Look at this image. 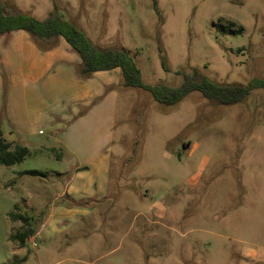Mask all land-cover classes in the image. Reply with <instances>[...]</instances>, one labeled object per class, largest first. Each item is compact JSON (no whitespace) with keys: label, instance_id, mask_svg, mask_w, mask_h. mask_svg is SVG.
I'll use <instances>...</instances> for the list:
<instances>
[{"label":"rangeland","instance_id":"obj_1","mask_svg":"<svg viewBox=\"0 0 264 264\" xmlns=\"http://www.w3.org/2000/svg\"><path fill=\"white\" fill-rule=\"evenodd\" d=\"M0 2L37 21L54 4L95 47L126 50L145 86L177 88L194 70L220 85L264 80V0ZM0 78V138L18 144L1 68ZM121 79L93 113L104 95L53 117V126L83 131L71 136L74 157L27 141L21 163L0 165V264H264V91L232 106L192 92L167 107ZM71 159L88 165L72 184L76 196L67 190ZM29 170L45 176L19 174ZM49 213L47 236L23 249L9 241L24 227L10 214L35 232Z\"/></svg>","mask_w":264,"mask_h":264},{"label":"crops","instance_id":"obj_2","mask_svg":"<svg viewBox=\"0 0 264 264\" xmlns=\"http://www.w3.org/2000/svg\"><path fill=\"white\" fill-rule=\"evenodd\" d=\"M6 35V44L0 48V68L10 79L9 87L12 89L8 101L11 103L10 114H13V120L18 126V144L24 148L27 141L50 149L60 146L74 157L69 149V142L73 141L71 136L82 134L83 131L60 128L58 124L53 126V117L61 121L63 117L68 118L69 108L71 110L74 104L86 106L93 99L101 98L107 88L118 85L121 77L119 70L96 72L87 79H80L77 75L79 58L62 38H58L53 47L40 49L30 42L28 34L23 31ZM2 38L0 36V41ZM115 95L114 89L106 93L102 102L92 109V113ZM43 126H49V135L45 138L41 136ZM52 133L56 134L51 136ZM98 164L104 167L107 175L111 166L108 158L104 157ZM87 166L86 162L73 159L68 166L67 172L71 175L67 181V190L75 196L78 193L72 184L85 177ZM52 217L53 214L49 213L30 241L47 236L55 228Z\"/></svg>","mask_w":264,"mask_h":264},{"label":"trees","instance_id":"obj_3","mask_svg":"<svg viewBox=\"0 0 264 264\" xmlns=\"http://www.w3.org/2000/svg\"><path fill=\"white\" fill-rule=\"evenodd\" d=\"M153 5L156 7L155 0ZM14 31L27 33L40 49L53 47L57 39L62 38L79 58L77 75L80 79H87L96 72L118 69L124 88L144 90L156 103L167 107L177 105L192 92H198L204 99L221 106H232L243 101L252 90L264 91V80L253 79L247 86L220 85L211 82L196 70L184 75L182 84L177 88L165 85L145 86L142 84L140 71L126 50H101L95 47L80 29L59 15L54 4L48 17L43 21H37L20 13L15 7H8L0 2V36ZM162 67L165 69L164 58ZM51 151L55 152V149L51 148ZM27 155L26 148L0 138V165L11 167L21 163ZM60 157L59 154L57 158ZM21 175L45 176L44 173L35 170L24 171ZM9 220L21 221L24 225L22 230L9 235V241L17 244L19 248L25 247L26 242L34 235L31 220L19 214H10ZM24 260L25 258L14 260L10 264H20Z\"/></svg>","mask_w":264,"mask_h":264}]
</instances>
